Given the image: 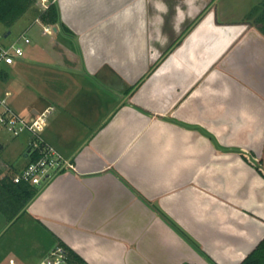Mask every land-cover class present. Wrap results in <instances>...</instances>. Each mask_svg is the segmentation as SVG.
<instances>
[{"label": "crops", "instance_id": "1", "mask_svg": "<svg viewBox=\"0 0 264 264\" xmlns=\"http://www.w3.org/2000/svg\"><path fill=\"white\" fill-rule=\"evenodd\" d=\"M56 1L58 22L18 19L31 41L0 92L52 107L43 133L75 169L34 185L0 264L60 240L85 264H240L264 238V176L242 155L264 162V0L236 17L217 0Z\"/></svg>", "mask_w": 264, "mask_h": 264}, {"label": "built area", "instance_id": "2", "mask_svg": "<svg viewBox=\"0 0 264 264\" xmlns=\"http://www.w3.org/2000/svg\"><path fill=\"white\" fill-rule=\"evenodd\" d=\"M48 6L49 4L43 9ZM44 30L52 32L53 28L45 25ZM30 41L31 38L24 33L8 45L0 42V67L15 64L24 55V43ZM11 95V91L0 92V126L14 136H21L26 132L30 134L27 151L30 160L24 168L13 175V180L42 185L61 172L75 169L73 159L51 143L43 133L52 107L48 106L37 112L24 113L14 107L10 99ZM68 261L67 248L58 243L38 264H68Z\"/></svg>", "mask_w": 264, "mask_h": 264}, {"label": "trees", "instance_id": "3", "mask_svg": "<svg viewBox=\"0 0 264 264\" xmlns=\"http://www.w3.org/2000/svg\"><path fill=\"white\" fill-rule=\"evenodd\" d=\"M36 0H0V23H5L11 27ZM257 8L252 10V14ZM39 18L44 22L54 23L60 21V11L57 1L51 0L49 6L43 10H37ZM263 22L261 26L264 29V12L259 16ZM66 28L65 24H63ZM243 157L264 176L263 160L255 161L250 154L242 152ZM0 169V211L12 220L22 208L37 193L34 185L27 182H15L13 175L4 174ZM185 236L188 234L181 229ZM69 252L68 264H85V260L65 242L59 241ZM212 260V259H211ZM240 264H264V238L256 247L243 259Z\"/></svg>", "mask_w": 264, "mask_h": 264}, {"label": "rangeland", "instance_id": "4", "mask_svg": "<svg viewBox=\"0 0 264 264\" xmlns=\"http://www.w3.org/2000/svg\"><path fill=\"white\" fill-rule=\"evenodd\" d=\"M258 0H217L215 5L217 8L222 11V9L226 8L227 10L224 16L236 17L241 15L244 11H248L253 4H255ZM51 0H36L35 3L31 5L32 9L37 10L43 9L46 5H48ZM30 9V8H29ZM27 12V11H26ZM25 12V13H26ZM17 20L11 27H8L5 23H0V42L8 45L18 37H20V33L24 32L23 29L25 25L28 23L27 16ZM29 19V18H28ZM11 31L10 34L6 35L7 32ZM32 30L28 32L29 37L31 38ZM23 43V41H21ZM25 45V44H24ZM26 98L20 100L22 104L26 103ZM30 134L28 132L23 133L21 136H14L10 132L6 131L0 126V143L5 144L4 150H0V169L2 170V176L4 174L14 175L16 170L14 167L19 166L25 160L23 155L25 144L24 137L29 139ZM28 144V141H27ZM6 216L0 212V232L4 233L6 229ZM2 235V234H1ZM200 252L204 253L206 257L214 260L212 256L206 253L204 250ZM216 262V260H214Z\"/></svg>", "mask_w": 264, "mask_h": 264}, {"label": "water", "instance_id": "5", "mask_svg": "<svg viewBox=\"0 0 264 264\" xmlns=\"http://www.w3.org/2000/svg\"><path fill=\"white\" fill-rule=\"evenodd\" d=\"M8 33H10V31Z\"/></svg>", "mask_w": 264, "mask_h": 264}]
</instances>
